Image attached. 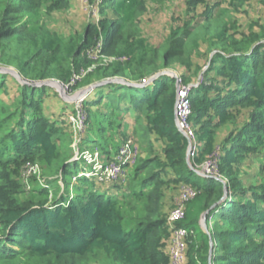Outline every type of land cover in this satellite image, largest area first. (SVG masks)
Listing matches in <instances>:
<instances>
[{"label": "trees", "instance_id": "16d2710c", "mask_svg": "<svg viewBox=\"0 0 264 264\" xmlns=\"http://www.w3.org/2000/svg\"><path fill=\"white\" fill-rule=\"evenodd\" d=\"M198 1L192 0V4ZM244 1L231 0L229 4L235 10ZM47 2V9L67 6L66 0H0V61L15 63L20 76L29 81L70 80L74 72L90 65L85 54L98 41L102 53L126 59L97 66L86 77L121 76L134 81L182 55L188 62V48H194L201 31L205 33L211 26L212 8H206L201 30L189 36L187 25L172 28L162 47H152L137 32L144 0H104L99 5L101 19L87 23L81 34L62 37L50 31L42 18V5ZM212 30L218 48L210 54L193 89L189 118L200 145L193 160L214 158L220 179L201 177L187 167V140L174 121L176 88L173 78L164 75L141 88L104 84L101 87L111 91L107 102H102L104 95L93 98L87 106L96 108H86L85 114L90 131L101 136L115 128L118 132L125 113L145 115L144 140L148 141L151 131L164 140L165 162L158 156L142 159L131 170L121 196L96 191L92 181L83 176L72 186L76 194L70 196L66 180L72 174L70 163H75L66 162L59 150L61 129L42 111L40 97L46 86L14 81L19 105L6 109L0 98L4 111L0 113V264H90L99 252L116 264H168L160 249L162 237L168 235L167 220L160 209L166 182L161 173L166 167L178 180L187 181L191 174L197 183L199 213L207 210L206 222L211 223L208 227L206 223L209 233L199 224L204 244L209 249L210 236L215 243L212 264H264V176L258 184L247 186L239 176L243 158L264 148V42L260 41L264 28L241 40L227 39L223 23H215ZM8 75L0 72V89L6 86ZM117 88L121 93L113 96ZM124 98L130 102L128 106L118 105ZM108 138V134L103 136L102 143H108ZM87 139L102 149L106 145L94 137ZM36 154L47 167L56 168L63 183L66 181L51 201L47 194L37 201H22L16 196V167ZM57 160L59 165H55ZM223 180L242 188L247 196L220 202ZM176 224L188 227L185 216ZM209 263L205 257L203 264ZM188 264L198 263L190 259Z\"/></svg>", "mask_w": 264, "mask_h": 264}, {"label": "rangeland", "instance_id": "374dc122", "mask_svg": "<svg viewBox=\"0 0 264 264\" xmlns=\"http://www.w3.org/2000/svg\"><path fill=\"white\" fill-rule=\"evenodd\" d=\"M103 1L104 0H66L67 6H62L60 8L49 7L48 9L50 10L47 9V6H50V3L47 2L42 5L41 15L50 31L56 32L62 37H68L81 34L87 23L97 22L102 18L103 15L99 10V5ZM144 1L145 10L137 19V32L138 36L143 38L145 43L152 47H162L172 28H182L184 25H187L190 32L188 34L189 36L193 31L201 30V26L205 20L203 12L206 8H212L209 17L211 26L208 28L207 32L203 33L201 31L197 45L194 48H188V62H186L184 55H182L181 58L174 60L167 67L160 68L152 73L146 72L143 76L137 77L134 81L121 76H111L101 79L88 78L86 77L87 73L92 72L97 66H108L111 62L116 60L126 59L124 56L106 55L102 53L100 51L101 42L98 41L86 51L85 55L89 58L91 62L90 65L80 69L78 73L74 72L68 81L61 82L56 78H48L42 81L37 79L35 81H29L22 77L26 83H42L53 79L60 82L63 86L64 92L60 93L55 86L45 85L46 90L44 94L41 95L40 99L44 115L48 117L50 121L55 122V125L61 129L62 136L59 143L60 152L62 151L66 162L73 161L75 163L74 165L70 163V171H72V174L71 176L69 175L68 180H66L69 182L68 190L70 196L76 194L72 186L77 184L76 181L78 177L82 176L92 181L93 188H95L96 191L105 192L104 190H106L107 192L105 193L121 196L122 192L128 187L131 170L142 159L158 156L162 162H165V156L163 154L164 140L152 131L147 134L148 141L144 140L143 126L146 124L147 118L139 112L130 111L125 113L122 117L123 124L118 132H116L115 128L109 132L105 131L101 136V134L95 135L90 131L92 126H90V122L86 119L85 109L89 107L95 109L96 107L87 106V102L99 95H104L105 97H103L102 102H107L108 97H106V95L108 92H111L108 87H101L102 85L90 87L91 85L107 79H124L128 83L139 84L144 81L147 82L149 77L160 71L163 72L161 76L168 75L173 78V84L176 88L178 80L179 83H195L207 67L210 54L218 48V44L215 41L217 38L215 37L214 30H212L215 23H223L226 26L227 39L235 38L241 40L243 36H247L250 33L258 34L260 29L264 28V0H245L244 3L239 5L235 10L229 4L231 0H200L195 4H192V0ZM105 12L110 17L113 16L112 12L106 8ZM260 41L261 43L264 42V37H262ZM0 68H8L19 74L15 63L0 61ZM15 80L17 79L9 74L5 80L6 86L0 89V98L6 104L4 107L6 109L9 106H16L18 104V90L14 83ZM114 83L124 84L122 82ZM115 90L116 91L112 93L113 96L121 93L120 88ZM192 96L193 93L191 94V97ZM129 103L130 102L124 98L118 102V105L123 104L124 106H128ZM0 113L4 114V111L0 109ZM114 113L116 114L117 112L115 111ZM15 116H17V114ZM102 116H99V120ZM116 117L117 116H114V118ZM189 121L193 125L190 118ZM222 132L223 131H220L218 134L221 135ZM107 134L109 142H105L106 145H103L104 149L99 145L87 143L88 137H94L102 143L103 136ZM112 137L114 138L112 139ZM127 141H130L131 147L135 148L136 160L133 163L124 165L123 179L114 183H104L93 179L92 167L94 166L93 163L95 160L97 159L101 163L110 161ZM199 147V142H197V151ZM217 147H219V145ZM60 162V160H57L55 165H59ZM185 163L190 170L193 171V169H196L201 177H207V174L209 178L220 179L218 172L215 170L207 172L206 168L203 167V162H195L190 152L186 153ZM239 168V176L243 179L245 186L248 184L256 185L261 182L264 176V148L255 154L245 156L239 164ZM165 169L166 171L161 173V177L166 182L161 189L164 198L161 201L160 209L161 214L166 220L167 215L171 208H173L175 200L183 187L190 185L197 189V183L196 181L194 182V177L192 178L191 174L186 176L187 181L183 179L178 180L176 173H174L172 169L168 167ZM82 170L84 174L81 173ZM15 174L14 177L19 185L16 196L22 201H37L43 199L44 194H47V200L51 201L54 196L61 193L66 182H62L55 167L50 168L46 166L39 154H36L31 160L22 161L18 167H16ZM175 179L178 181H175ZM223 182L224 188L220 196V202L224 201L227 203L230 202L232 198L238 199L239 197L247 196L242 188L230 186L227 180H223ZM199 197L201 198V196H195L185 205V222L188 224L187 228L192 229L194 233L191 238L184 239L185 249L182 262L179 264H188L190 259L197 261L198 264H203L205 257H209V264H212L211 258L214 255L215 243L212 242V237L210 236V246L209 249H206L204 244L205 237L202 235L199 224L204 228L205 232H207V227L210 226L211 223L206 222L207 211L205 212L204 210L199 213ZM204 212L205 216L203 218L202 214ZM166 225L168 226V235L162 237L160 249L167 255L168 264H173L170 261L168 251L171 246V228L167 222ZM207 233H209V231ZM93 260L94 261L90 262V264H116L111 262L100 252L94 256Z\"/></svg>", "mask_w": 264, "mask_h": 264}, {"label": "built area", "instance_id": "2783aa9c", "mask_svg": "<svg viewBox=\"0 0 264 264\" xmlns=\"http://www.w3.org/2000/svg\"><path fill=\"white\" fill-rule=\"evenodd\" d=\"M145 82L146 81L141 83ZM198 83V81L195 83H179L178 80L173 105L176 129L186 138L188 142V151L191 153V155L196 153L198 142L195 129L189 121L191 114V94L193 93L192 89L196 87ZM207 158L202 161L204 163L203 167L206 168V171L211 172V170H215L218 172L215 159L210 156ZM135 160V148L131 147L130 141H127L119 149L116 156L110 161L101 163L97 159L95 160L93 163L94 166L92 167V177L93 179L104 183L119 182L124 176V165L133 163ZM83 172L84 171L82 170L81 173ZM206 176L208 177L209 175L206 174ZM197 193V189L193 188L192 186H184L176 198L173 208H171L169 214L166 217L167 224L171 228V246L168 251L170 261L173 264H179L182 262V256L185 249L184 239L193 233L192 229L186 228L184 226H177L176 223L184 218L186 203L193 199Z\"/></svg>", "mask_w": 264, "mask_h": 264}, {"label": "water", "instance_id": "95a60500", "mask_svg": "<svg viewBox=\"0 0 264 264\" xmlns=\"http://www.w3.org/2000/svg\"><path fill=\"white\" fill-rule=\"evenodd\" d=\"M0 71L1 72H5V73H8V74H11L12 76H14L17 81L21 84H27V85H30V86H42V85H51V86H55L57 88V90L60 92V93H63L64 92V89H63V86L60 84V82H58L57 80H47V81H44L42 83H26L24 82V80L22 79V77L17 74L16 72L12 71L11 69H8V68H0ZM163 72L160 71V72H156L154 75H152L150 78H149V81L147 82L148 84L153 82L154 80H156L157 78L161 77V74ZM109 82H122L124 84H128V85H132V86H139L140 84H132V83H128L127 81H125L124 79H107V80H102L96 84H93L91 85L90 87H94V86H101V85H104V84H107ZM142 86V85H140ZM89 87V88H90ZM87 88V89H89ZM86 89V90H87ZM85 90V91H86ZM193 171L197 174H200L196 169H193ZM207 211V210H206ZM205 211V212H206ZM205 212L202 214V217L204 218L205 216Z\"/></svg>", "mask_w": 264, "mask_h": 264}, {"label": "clouds", "instance_id": "9594fccd", "mask_svg": "<svg viewBox=\"0 0 264 264\" xmlns=\"http://www.w3.org/2000/svg\"><path fill=\"white\" fill-rule=\"evenodd\" d=\"M149 78H150V77H149ZM198 80H199V79H198ZM148 81H149V79L147 80V82H148ZM147 82H145V83H139V84L142 85V86H140V85H139V86H132V85H131V86H132V87L141 88V87L146 86V85L148 84ZM134 84H138V83H134ZM149 84H150V83H149ZM127 85H128V84H127ZM128 86H130V85H128ZM175 88H176V87H175ZM193 89H194V88H193ZM193 89H192V92H193ZM181 135H182V134H181ZM182 136H183V135H182ZM187 152H189V151H188V142H187V150H186V153H187ZM192 157H193V155H192ZM196 174H197V173H196Z\"/></svg>", "mask_w": 264, "mask_h": 264}]
</instances>
